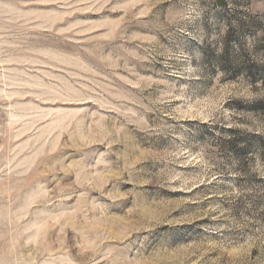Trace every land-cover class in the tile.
I'll list each match as a JSON object with an SVG mask.
<instances>
[{
  "label": "rangeland",
  "instance_id": "1",
  "mask_svg": "<svg viewBox=\"0 0 264 264\" xmlns=\"http://www.w3.org/2000/svg\"><path fill=\"white\" fill-rule=\"evenodd\" d=\"M219 1L0 0V264H264V0Z\"/></svg>",
  "mask_w": 264,
  "mask_h": 264
},
{
  "label": "trees",
  "instance_id": "2",
  "mask_svg": "<svg viewBox=\"0 0 264 264\" xmlns=\"http://www.w3.org/2000/svg\"><path fill=\"white\" fill-rule=\"evenodd\" d=\"M219 1V0H218ZM219 3H223L222 1H219ZM263 67V71H264V66ZM258 104H259V107L261 108L262 111H264V99H261L258 101ZM260 144L262 145V148H261V151H262V154L264 156V141L261 140ZM245 147H243L242 149H244Z\"/></svg>",
  "mask_w": 264,
  "mask_h": 264
}]
</instances>
